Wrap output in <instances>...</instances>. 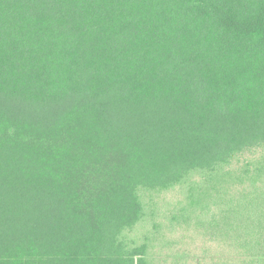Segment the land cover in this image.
<instances>
[{
	"label": "trees",
	"instance_id": "trees-1",
	"mask_svg": "<svg viewBox=\"0 0 264 264\" xmlns=\"http://www.w3.org/2000/svg\"><path fill=\"white\" fill-rule=\"evenodd\" d=\"M258 151L264 0H0V264H152L165 219L264 264Z\"/></svg>",
	"mask_w": 264,
	"mask_h": 264
},
{
	"label": "rangeland",
	"instance_id": "rangeland-1",
	"mask_svg": "<svg viewBox=\"0 0 264 264\" xmlns=\"http://www.w3.org/2000/svg\"><path fill=\"white\" fill-rule=\"evenodd\" d=\"M252 159L264 161V153L258 151ZM181 195L177 190L167 195L163 203L167 206L166 212L170 211L166 214L174 210V204ZM167 220H163V225L159 228L156 247L152 251V264H253L241 261V257L231 256L232 251H227L221 245L218 236L211 239L206 233L197 231L194 224L185 227L173 222L170 225Z\"/></svg>",
	"mask_w": 264,
	"mask_h": 264
}]
</instances>
